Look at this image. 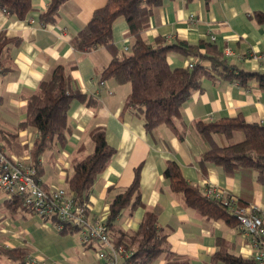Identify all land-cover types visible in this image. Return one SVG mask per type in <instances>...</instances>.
Segmentation results:
<instances>
[{
	"label": "crops",
	"instance_id": "1",
	"mask_svg": "<svg viewBox=\"0 0 264 264\" xmlns=\"http://www.w3.org/2000/svg\"><path fill=\"white\" fill-rule=\"evenodd\" d=\"M50 0H31V10L18 19L0 9V32L16 43L9 42L0 57V131L16 135L25 150L17 156H28L36 132L30 128H18L26 117V96L33 92L39 81L46 78L52 68L63 64L68 68L72 86L97 99L95 108L80 101H73L68 111L71 133L64 147L54 145L39 158V175L45 189L64 187L71 173L70 158L79 147L89 153L93 142L88 134L95 126H103L107 143L115 149L106 168L97 176L87 199L91 219H105L109 202L116 192L128 186L136 167H140V196L146 206L160 205L158 224L167 233L170 250L189 257L196 264L209 261L215 251V238L223 237L232 245L231 252L244 259H252L249 238L243 236L237 226L200 216L186 208L181 198L169 187L163 176L168 161H175L183 177L198 185L203 191L207 185L226 189L243 201L259 208L264 214V189L256 181L255 174L240 171L232 176L212 163L201 166L199 159L206 142L194 130L196 120H213L232 117L240 113L246 121L264 122V91L255 84L243 88L225 80L213 82L203 78L202 89L194 91L182 105L181 120L183 138L161 125L149 134L143 120L124 107V99L130 90L128 83L117 84L111 79L101 83L102 69L109 63L111 53L101 45L90 51H78L71 39L90 19L93 11L107 0H67L59 8L53 22L41 23L39 15ZM264 13V0H162L154 8L149 26L142 36L151 42L156 37L168 41L178 40L197 43L200 40L214 42L228 60L255 71L264 67L251 55L264 53V22L258 23L255 12ZM192 15V17H191ZM30 18L33 21H30ZM128 24L122 17L112 26V42L118 49L130 44ZM170 67H186L193 62L177 52L167 56ZM0 191V243L6 247L26 248L30 253L55 264H101L95 244L82 243L78 231L61 233L49 222L26 209H12ZM144 207L124 208L109 227V235L138 228ZM162 257L151 264H163Z\"/></svg>",
	"mask_w": 264,
	"mask_h": 264
},
{
	"label": "trees",
	"instance_id": "2",
	"mask_svg": "<svg viewBox=\"0 0 264 264\" xmlns=\"http://www.w3.org/2000/svg\"><path fill=\"white\" fill-rule=\"evenodd\" d=\"M65 1L50 0L46 10L39 15L41 23L53 22ZM203 1L208 3L211 0ZM161 3L162 0H107L93 11L88 22L74 34L71 43L76 50L84 52L105 46L111 53V59L102 69L99 81L111 79L117 84H129L124 107L143 120L147 133L152 134L159 126L166 125L182 139V129L177 124L181 120L182 105L194 91L202 89L203 78L213 82L230 81L243 88L255 84L264 91V70H248L230 62L212 40L188 43L168 41L161 36L151 42L145 40L142 33L149 26L154 8ZM0 9L23 19L31 10V0H0ZM119 17L128 24L127 35L131 40L127 50L118 49L112 42V26ZM254 17L258 23L264 22V13L257 11ZM9 42L16 43L17 39L0 32V57ZM172 52L192 57V66L170 67L167 56ZM75 100L91 108L97 105L93 95L72 86L68 68L63 64L54 66L50 74L26 96V117L19 122L18 128L30 127L36 132L28 153L38 176L42 153L54 145L64 147L66 144L67 135L71 133L68 111ZM192 126L207 144L199 159L201 166L212 163L228 176L240 171L252 172L264 189V122L246 121L238 113L232 117L196 120ZM88 134L93 148L84 153V148L79 147L72 153L71 173L66 178V188L74 193L79 203H87L97 176L115 153L106 141L103 126L93 127ZM1 143L8 151L17 154L26 148L19 145L16 135L11 132L0 131ZM139 173L138 165L132 182L119 189L110 200L105 218L109 229L124 208L142 206L145 209L136 230L110 235L115 245L130 253L122 264H151L159 257L164 259L163 264H196L189 257L170 250L167 233L158 224L161 206H146L141 200ZM162 174L169 181L170 190L181 198L184 207L193 209L200 216L237 226L236 216L221 201L208 198L198 185L188 182L175 161H168ZM5 203L12 209H26L21 198L16 196L6 199ZM239 204L246 206L250 203L239 198ZM77 231V227L64 223L59 232ZM215 247L209 261L204 264H256L253 259H244L231 252L232 245L223 237L215 238ZM28 254L26 248H9L0 243V264H26Z\"/></svg>",
	"mask_w": 264,
	"mask_h": 264
},
{
	"label": "built area",
	"instance_id": "3",
	"mask_svg": "<svg viewBox=\"0 0 264 264\" xmlns=\"http://www.w3.org/2000/svg\"><path fill=\"white\" fill-rule=\"evenodd\" d=\"M2 10L6 12L5 9ZM30 21L33 19L30 18ZM123 49L127 50L128 46ZM224 54L230 55L231 52L225 49ZM251 56L264 67V53H254ZM192 64L193 62H189L188 66ZM0 191L8 198H21L22 205L27 210L49 222L56 231H60L64 223L77 227L82 243L95 244L101 264H122L130 255L122 246L112 242L105 219H91L87 204L76 201L74 193L67 188L45 189L28 156L10 154L1 144ZM204 193L208 198L221 201L236 216L238 231L249 238L252 259L256 264H264V216L259 208L252 204L240 205L236 195L219 186L207 185ZM26 264L55 263L30 253L26 257Z\"/></svg>",
	"mask_w": 264,
	"mask_h": 264
}]
</instances>
